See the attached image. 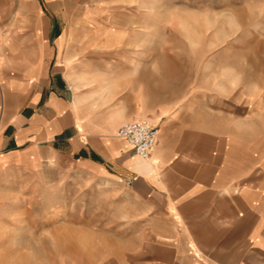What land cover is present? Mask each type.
<instances>
[{
	"label": "crops",
	"instance_id": "obj_1",
	"mask_svg": "<svg viewBox=\"0 0 264 264\" xmlns=\"http://www.w3.org/2000/svg\"><path fill=\"white\" fill-rule=\"evenodd\" d=\"M92 2L0 0V186L11 172L75 163L128 190L140 205V242L75 264H264V101L200 122L186 108L149 112L131 90L100 92L120 86L116 73L129 65L117 57L142 49L123 47L128 31ZM139 81L147 87V69ZM139 118L159 128L147 159L116 133ZM19 238L5 240L0 225V247H36Z\"/></svg>",
	"mask_w": 264,
	"mask_h": 264
},
{
	"label": "rangeland",
	"instance_id": "obj_2",
	"mask_svg": "<svg viewBox=\"0 0 264 264\" xmlns=\"http://www.w3.org/2000/svg\"><path fill=\"white\" fill-rule=\"evenodd\" d=\"M106 1L92 4L104 5L101 14L128 31L131 41L123 47L142 51L117 57L129 65L116 73L113 83L120 86L100 92L131 90L147 101L149 112L186 108L200 122L220 108L233 118L251 111L257 99L264 101V0H145L142 7H111ZM80 10L71 7L68 14ZM141 69H147L146 88L140 87ZM9 175L0 186L4 239L29 234L36 247H0L7 264L102 260L140 242V205L121 183L75 163ZM130 238L132 243L124 242Z\"/></svg>",
	"mask_w": 264,
	"mask_h": 264
},
{
	"label": "built area",
	"instance_id": "obj_3",
	"mask_svg": "<svg viewBox=\"0 0 264 264\" xmlns=\"http://www.w3.org/2000/svg\"><path fill=\"white\" fill-rule=\"evenodd\" d=\"M158 131L155 122L139 118L122 122L116 133L133 147L140 158L147 159L155 149Z\"/></svg>",
	"mask_w": 264,
	"mask_h": 264
}]
</instances>
